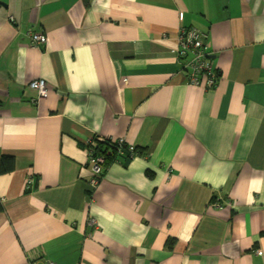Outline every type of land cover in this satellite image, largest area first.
<instances>
[{
	"label": "crops",
	"instance_id": "crops-1",
	"mask_svg": "<svg viewBox=\"0 0 264 264\" xmlns=\"http://www.w3.org/2000/svg\"><path fill=\"white\" fill-rule=\"evenodd\" d=\"M0 1V264H264V0ZM120 139L92 190L87 142Z\"/></svg>",
	"mask_w": 264,
	"mask_h": 264
},
{
	"label": "built area",
	"instance_id": "built-area-1",
	"mask_svg": "<svg viewBox=\"0 0 264 264\" xmlns=\"http://www.w3.org/2000/svg\"><path fill=\"white\" fill-rule=\"evenodd\" d=\"M205 38L206 35L194 27L184 28L178 32L175 55L182 63L181 70L185 75L187 83L192 86H199L202 82H206L208 86H213L217 80V76L215 75L207 56L206 44L204 42ZM45 41V36L36 33L32 36L31 45H40L45 43ZM27 87L35 92L37 101L45 99L48 95L46 82L42 78L31 80L27 84ZM112 144L115 145L118 152H121L125 145L124 141L121 139L113 141ZM86 146L87 165L92 174L89 179V186L94 190L98 186L103 173L102 164L104 162V157L95 153L93 141L87 142ZM129 150L131 151L132 149L130 148ZM108 152L110 155L113 153L111 150ZM32 184L33 177L32 175H29L26 179V187L30 188ZM211 206L214 209L222 208V205L216 201H213ZM89 225L94 226L95 221L89 219ZM31 264H34V262ZM47 264L58 263L48 261Z\"/></svg>",
	"mask_w": 264,
	"mask_h": 264
},
{
	"label": "trees",
	"instance_id": "trees-1",
	"mask_svg": "<svg viewBox=\"0 0 264 264\" xmlns=\"http://www.w3.org/2000/svg\"><path fill=\"white\" fill-rule=\"evenodd\" d=\"M85 148H87V146H85ZM93 148H94L95 153H98L99 155H102L104 157L102 169L105 168V165L108 162V160L114 159L115 152H118L115 145L110 142L104 143L100 141H93ZM122 149H124V147ZM109 150L113 152L111 155L108 152ZM11 168H12L11 158L7 156H2L0 159V173H6L10 171ZM0 210H1V207H0Z\"/></svg>",
	"mask_w": 264,
	"mask_h": 264
},
{
	"label": "water",
	"instance_id": "water-1",
	"mask_svg": "<svg viewBox=\"0 0 264 264\" xmlns=\"http://www.w3.org/2000/svg\"><path fill=\"white\" fill-rule=\"evenodd\" d=\"M0 6H4V3H2L1 1H0Z\"/></svg>",
	"mask_w": 264,
	"mask_h": 264
}]
</instances>
